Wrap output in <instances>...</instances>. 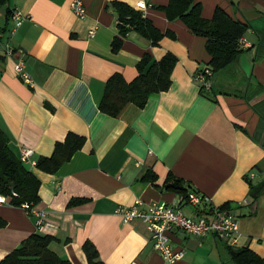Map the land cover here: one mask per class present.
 <instances>
[{
    "label": "crops",
    "instance_id": "crops-1",
    "mask_svg": "<svg viewBox=\"0 0 264 264\" xmlns=\"http://www.w3.org/2000/svg\"><path fill=\"white\" fill-rule=\"evenodd\" d=\"M71 1L8 0L0 6V128L10 148L16 155L30 149L35 160L49 156L68 132L84 137L54 173L26 165L40 181L35 206L45 216L38 228L36 216L0 204L5 221L0 260L31 234H40L52 237L50 250L71 264H87L86 240L103 264H234L225 240L181 231L170 243L184 254L166 261L153 249L143 222L124 223L115 214L135 199L181 202L182 195L163 187L171 175L208 196L214 207L229 202L238 226L233 246H247L264 261V191L256 198L249 194V183L255 194L264 181V0H197L203 18L210 19L219 6L247 25L238 58L214 73L208 88L195 80L210 58L205 38L179 19H167L159 7L169 0H144L142 12L175 37L166 35L154 46L131 30L117 52L111 50L118 35L112 3L138 9L140 0H82V18ZM13 11L22 15L19 26L8 14ZM5 45L13 55L4 53ZM167 52L176 57L168 90L151 94L143 107L127 104L117 116L99 109L111 75L131 81L144 53L159 60ZM18 59L32 86L14 71ZM180 207L193 214L185 200Z\"/></svg>",
    "mask_w": 264,
    "mask_h": 264
},
{
    "label": "trees",
    "instance_id": "trees-1",
    "mask_svg": "<svg viewBox=\"0 0 264 264\" xmlns=\"http://www.w3.org/2000/svg\"><path fill=\"white\" fill-rule=\"evenodd\" d=\"M7 1L0 0V6ZM112 6L118 18V35L111 41L113 52L119 50L123 39L131 30L148 38L154 46L166 35L175 37L170 32H161L139 9L118 1H114ZM159 8L165 12L168 20L179 19L193 34L205 38V48L210 56L208 66L212 75L230 65L241 53L242 48L238 46V40L244 35L247 25L231 18L219 6L215 8L210 19L202 17L201 4L197 0H169L166 6ZM8 14L12 15L11 12ZM175 64L176 57L170 52L165 53L159 60L144 53L136 64L137 74L131 81H126L120 73L108 78L99 109L108 115L117 116L129 103L143 107L151 94L168 90ZM83 143L84 137L68 132L62 141L55 142L49 156H39L35 159V167L46 173H54ZM163 187L182 195L183 198L186 197L187 191L197 192L188 190L181 179L171 175L166 178ZM253 187L249 183V194L256 198L264 191V181L257 187L255 194ZM39 188V179L10 148L8 136L0 128V194L9 197V204L12 206L20 207L25 202L36 205L40 199ZM72 203L73 200L70 205ZM229 204L226 202L219 208L227 209ZM4 225L5 221L0 218V227ZM51 241L52 237L49 235L31 234L5 255L0 264H71L50 250ZM82 250L87 264H103L92 242L84 241ZM226 250L234 264H264L263 259L247 246L235 247L226 243Z\"/></svg>",
    "mask_w": 264,
    "mask_h": 264
},
{
    "label": "built area",
    "instance_id": "built-area-1",
    "mask_svg": "<svg viewBox=\"0 0 264 264\" xmlns=\"http://www.w3.org/2000/svg\"><path fill=\"white\" fill-rule=\"evenodd\" d=\"M72 11L78 17L85 16V8L82 0H72L70 3ZM136 7L141 11L146 9L144 0L136 3ZM14 25L19 26L22 21V15L18 11L12 12ZM95 29L89 30L88 34L92 36ZM246 45L245 38L242 36L238 40L240 48ZM6 55H13L14 51L11 46L5 45L2 47ZM16 74L27 84L33 85L30 74L26 70L25 63L22 59H18L13 66ZM212 70L208 65L196 72L195 80L203 88L210 86V77ZM31 150L23 149L19 155L20 160L25 165H35V160L30 158ZM15 195V193H13ZM187 204L193 207V214L186 215L180 203H167L164 201L144 203L140 199H135L132 205H120L115 209L117 214L124 223L132 220L143 222L149 233L152 247L157 251L163 259L169 262H174L180 259L184 251L174 248L171 243V235L175 231H181L186 235L204 238L209 234H214L218 238L223 239L229 245H235L238 236L237 221L233 214L228 209H221L209 205V197L199 192L189 191L185 198ZM9 204V197L0 194V204ZM28 214L37 217V227L42 224L45 212L36 208L32 203L25 202L20 206ZM200 210V211H199ZM264 240V237H263Z\"/></svg>",
    "mask_w": 264,
    "mask_h": 264
}]
</instances>
